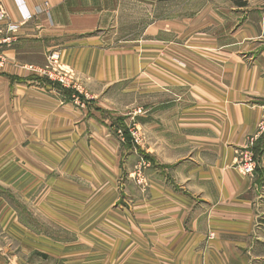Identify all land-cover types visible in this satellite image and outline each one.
<instances>
[{
    "label": "crops",
    "instance_id": "1",
    "mask_svg": "<svg viewBox=\"0 0 264 264\" xmlns=\"http://www.w3.org/2000/svg\"><path fill=\"white\" fill-rule=\"evenodd\" d=\"M0 6V39L11 38L0 72V264H30L13 253L44 251L45 229H30L17 197L74 237L67 245L84 236L88 251L104 254L97 264H264V0ZM54 49L90 98L37 73ZM127 83L134 106L147 104V115L133 111L145 145L132 143V153L149 168L124 205L114 179L92 166L77 178L71 142L113 131L125 139L110 92ZM246 151L258 162L250 176L237 167Z\"/></svg>",
    "mask_w": 264,
    "mask_h": 264
},
{
    "label": "rangeland",
    "instance_id": "2",
    "mask_svg": "<svg viewBox=\"0 0 264 264\" xmlns=\"http://www.w3.org/2000/svg\"><path fill=\"white\" fill-rule=\"evenodd\" d=\"M157 20H161L164 17L165 7L164 3H158L154 8ZM148 6H141V17L142 26L148 21ZM55 50V49H54ZM53 51V50H51ZM46 57V64L41 69L45 70L48 63V55ZM64 74L66 75V82L68 88H74L83 95L85 98H90V94L86 92L82 83L76 82L72 70H68L62 65ZM29 67V66H28ZM33 67V66H32ZM35 69V68H34ZM40 69V68H39ZM38 71V69H35ZM1 72V71H0ZM43 75L45 78L50 80L47 76L42 74V72H37ZM147 95V94H146ZM134 96L132 91V86L127 83V90L125 92H110V99L115 100L114 106L126 115L127 125L125 126L127 132L125 134V139H122V135L113 131L112 136L106 138V140H99L97 138H91L86 140H76L71 142V149L75 153L76 163L75 169L78 179H83L84 175H88L91 170L93 173L99 171V174H103L106 179H114L117 184V190L119 192L120 203L128 205V197H132L134 192L139 189L137 185H146V175L148 170V162L141 160V157L134 152L132 148V143L138 145H145V139L138 126L134 125L133 111L136 110L137 115H147V104L146 106L136 107L134 106ZM147 100H142V103ZM74 103L77 106H84V102L79 97L74 98ZM142 108V109H140ZM124 130V129H123ZM124 141V142H123ZM63 143V142H62ZM64 150V146H61ZM145 162V163H144ZM101 172V173H100ZM136 183V184H135ZM125 192H121V191ZM122 193V194H121ZM125 194V198L123 195ZM13 208L17 213L22 214L23 221L29 224L30 229L35 232L36 225H40L42 229H45L46 237L44 243V251H29L25 252H14L13 254H18L19 257L26 258L30 264H97L104 256L101 252H90L86 249V243L84 236H76V245H67L69 238L73 240L74 237H69L62 234V230L53 228L52 221L47 219H42V216L37 215L36 205L33 203H27L22 201L19 197L13 198ZM55 233V234H54ZM56 239L62 244L55 245L52 241ZM65 242V243H63Z\"/></svg>",
    "mask_w": 264,
    "mask_h": 264
},
{
    "label": "built area",
    "instance_id": "3",
    "mask_svg": "<svg viewBox=\"0 0 264 264\" xmlns=\"http://www.w3.org/2000/svg\"><path fill=\"white\" fill-rule=\"evenodd\" d=\"M33 18V15L28 13L25 15L24 21H29ZM6 15L3 8L0 6V21H5ZM11 30H15L13 25L9 27ZM10 37L0 39V71H2L6 65V57L4 54V44L10 41ZM48 65L46 69H38V72H42L53 82H58L63 86H67L66 75L64 74L63 68L61 66V52L59 50L50 51L48 55ZM28 69H34V67L29 66ZM258 162L256 156L251 151H246L242 153L240 160L238 161L237 167L240 172L244 175H253L256 171Z\"/></svg>",
    "mask_w": 264,
    "mask_h": 264
},
{
    "label": "trees",
    "instance_id": "4",
    "mask_svg": "<svg viewBox=\"0 0 264 264\" xmlns=\"http://www.w3.org/2000/svg\"><path fill=\"white\" fill-rule=\"evenodd\" d=\"M53 83L58 84V85H61V84L58 83V82H53ZM126 132H127V130H126V128H124V133L126 134Z\"/></svg>",
    "mask_w": 264,
    "mask_h": 264
}]
</instances>
